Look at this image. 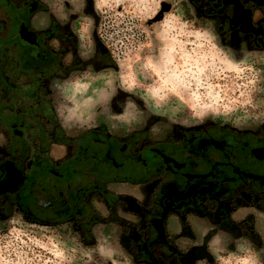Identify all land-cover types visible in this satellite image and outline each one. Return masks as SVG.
<instances>
[{
	"label": "flooded vegetation",
	"instance_id": "flooded-vegetation-1",
	"mask_svg": "<svg viewBox=\"0 0 264 264\" xmlns=\"http://www.w3.org/2000/svg\"><path fill=\"white\" fill-rule=\"evenodd\" d=\"M189 2L235 55L264 56V0ZM40 9L38 0H0V217L68 226L88 244L107 228L136 264H194L221 235L264 247L255 230V213L264 219V122L67 135L47 88L107 65L108 53L96 48L83 61L70 24L53 17L34 30L28 19ZM126 188L145 192V203Z\"/></svg>",
	"mask_w": 264,
	"mask_h": 264
},
{
	"label": "rangeland",
	"instance_id": "rangeland-1",
	"mask_svg": "<svg viewBox=\"0 0 264 264\" xmlns=\"http://www.w3.org/2000/svg\"><path fill=\"white\" fill-rule=\"evenodd\" d=\"M38 2L44 10L29 17L30 27L43 31L49 17L70 24L80 59L102 48L111 62L74 71L47 88L67 135L102 126L118 136L145 128L153 137L173 126L212 122L246 129L264 122V56L235 55L224 47L189 0ZM146 155L150 164L153 153ZM126 190L145 203V192ZM255 217L262 234L264 219ZM115 235L98 226L88 244L68 226H42L18 214L0 217V264H136ZM196 260L264 264V247L221 235Z\"/></svg>",
	"mask_w": 264,
	"mask_h": 264
},
{
	"label": "trees",
	"instance_id": "trees-1",
	"mask_svg": "<svg viewBox=\"0 0 264 264\" xmlns=\"http://www.w3.org/2000/svg\"><path fill=\"white\" fill-rule=\"evenodd\" d=\"M108 60H109V56H108ZM110 63H111L110 60L108 62H106L107 65H110Z\"/></svg>",
	"mask_w": 264,
	"mask_h": 264
}]
</instances>
